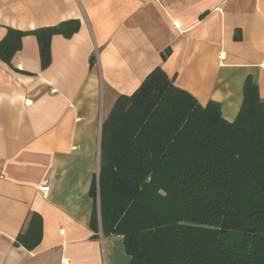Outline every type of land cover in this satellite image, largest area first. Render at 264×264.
I'll return each mask as SVG.
<instances>
[{
	"label": "crops",
	"instance_id": "obj_1",
	"mask_svg": "<svg viewBox=\"0 0 264 264\" xmlns=\"http://www.w3.org/2000/svg\"><path fill=\"white\" fill-rule=\"evenodd\" d=\"M69 19L47 68L34 34L0 59V264H130L123 236L92 229L91 187L104 119L155 68L228 121L248 77L264 99V0H0V41ZM33 212L30 250L15 241Z\"/></svg>",
	"mask_w": 264,
	"mask_h": 264
},
{
	"label": "trees",
	"instance_id": "obj_2",
	"mask_svg": "<svg viewBox=\"0 0 264 264\" xmlns=\"http://www.w3.org/2000/svg\"><path fill=\"white\" fill-rule=\"evenodd\" d=\"M80 28L79 19L32 31L9 28L0 59L10 64L23 37L34 34L47 68L52 37H71ZM91 195L92 229L123 236L130 264H264L258 85L247 78L239 114L228 121L220 103L202 104L155 68L104 119ZM42 235V216L33 212L15 244L33 250Z\"/></svg>",
	"mask_w": 264,
	"mask_h": 264
},
{
	"label": "built area",
	"instance_id": "obj_3",
	"mask_svg": "<svg viewBox=\"0 0 264 264\" xmlns=\"http://www.w3.org/2000/svg\"><path fill=\"white\" fill-rule=\"evenodd\" d=\"M0 162H1V159H0ZM1 178H4V175H0ZM43 190V189H42Z\"/></svg>",
	"mask_w": 264,
	"mask_h": 264
}]
</instances>
